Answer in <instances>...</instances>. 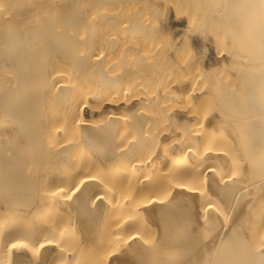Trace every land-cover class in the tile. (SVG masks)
I'll use <instances>...</instances> for the list:
<instances>
[{
	"label": "bare ground",
	"instance_id": "1",
	"mask_svg": "<svg viewBox=\"0 0 264 264\" xmlns=\"http://www.w3.org/2000/svg\"><path fill=\"white\" fill-rule=\"evenodd\" d=\"M84 2L0 0V264H264L259 11Z\"/></svg>",
	"mask_w": 264,
	"mask_h": 264
},
{
	"label": "snow or ice",
	"instance_id": "2",
	"mask_svg": "<svg viewBox=\"0 0 264 264\" xmlns=\"http://www.w3.org/2000/svg\"><path fill=\"white\" fill-rule=\"evenodd\" d=\"M225 7H246L259 11L260 19V34H261V43H260V63L262 68H264V0H233L231 4L226 3ZM262 80H264V72H262ZM262 98V109H264V88L261 90ZM262 158H264V150H262ZM18 245L13 244L12 247L15 248ZM27 246V245H20ZM43 247V244L40 245Z\"/></svg>",
	"mask_w": 264,
	"mask_h": 264
},
{
	"label": "rangeland",
	"instance_id": "3",
	"mask_svg": "<svg viewBox=\"0 0 264 264\" xmlns=\"http://www.w3.org/2000/svg\"><path fill=\"white\" fill-rule=\"evenodd\" d=\"M81 1H82V4H85L84 1H86V3H88V0H81ZM83 2H84V3H83ZM85 6H87V5H85ZM85 6H84V7H85ZM19 24H20V23H19ZM19 24H18V25H19ZM16 25H17V24H16ZM18 25H17L18 28L15 26V27H16V30L23 29V27H24V23H23V25H22V24L19 25L20 28H19ZM2 110H3V105L0 104V112H1ZM152 238H153V237H152ZM152 238L148 241V243L150 242V244L153 245V244L156 242V238H153V239H152ZM186 256H187L186 253L184 254V252H182V253L178 254L177 257H176L177 259H174V260H176V261H175L176 263H179V262H182V261L186 258ZM204 264H205V263H204Z\"/></svg>",
	"mask_w": 264,
	"mask_h": 264
},
{
	"label": "clouds",
	"instance_id": "4",
	"mask_svg": "<svg viewBox=\"0 0 264 264\" xmlns=\"http://www.w3.org/2000/svg\"><path fill=\"white\" fill-rule=\"evenodd\" d=\"M260 72H261V75H262V72H264V68L261 67Z\"/></svg>",
	"mask_w": 264,
	"mask_h": 264
}]
</instances>
